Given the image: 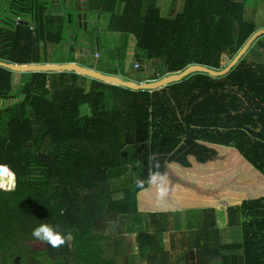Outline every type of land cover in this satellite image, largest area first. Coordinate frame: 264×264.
Segmentation results:
<instances>
[{
	"label": "trees",
	"instance_id": "obj_1",
	"mask_svg": "<svg viewBox=\"0 0 264 264\" xmlns=\"http://www.w3.org/2000/svg\"><path fill=\"white\" fill-rule=\"evenodd\" d=\"M161 1L0 0V61L52 64L66 33L77 40L68 8L81 27L103 17L101 32L134 37L136 69L151 74L134 83L221 71L264 28L244 0ZM13 74L0 67V186L15 182L0 189V264H264V35L226 76L151 91L92 78L86 89L62 71L23 73L17 92ZM40 224L64 244L34 239ZM170 231L181 255L165 247Z\"/></svg>",
	"mask_w": 264,
	"mask_h": 264
},
{
	"label": "rangeland",
	"instance_id": "obj_2",
	"mask_svg": "<svg viewBox=\"0 0 264 264\" xmlns=\"http://www.w3.org/2000/svg\"><path fill=\"white\" fill-rule=\"evenodd\" d=\"M47 1L52 2V0ZM244 2L249 10V16H254L256 24L261 25L264 19V0H244ZM161 4L163 9H166V1L162 0ZM53 9L55 11L59 10L57 3L53 6ZM63 9L65 10V7ZM68 9L74 15L73 28L76 31L77 40L74 46L71 47V33H66L63 45L53 46L50 50L47 58L49 62L52 64H60L61 62L74 61L76 64L87 69H99L100 73L103 74L116 73L125 81H137L151 75L148 69L137 71L138 68L134 64V53L137 52L134 37H126V42L124 43L123 37L120 34L101 32L100 30L105 22L103 17L88 16L84 26L81 27L76 17V12L72 8ZM163 14L166 15L164 10ZM26 80L27 77L22 72H14L12 78L14 89L18 92ZM89 80V77H87L85 82L80 83L81 85L85 83L84 87L87 89L90 83ZM9 103L10 101L5 102V104ZM107 103L108 107H111L110 95L107 97ZM81 111L83 115L89 114V108L87 106H83ZM0 171V174L9 173L4 167H0ZM108 231L111 233L120 231L118 223L111 225ZM128 241L132 243L131 250L133 252L136 251V240L134 237H129ZM41 247L34 246L36 249ZM36 262H39L37 264H54L51 259L43 262L40 257H36ZM119 264H127L126 259H120Z\"/></svg>",
	"mask_w": 264,
	"mask_h": 264
},
{
	"label": "water",
	"instance_id": "obj_3",
	"mask_svg": "<svg viewBox=\"0 0 264 264\" xmlns=\"http://www.w3.org/2000/svg\"><path fill=\"white\" fill-rule=\"evenodd\" d=\"M264 35V28L256 31L246 42L244 47L241 49V51L238 53V55L234 58V60L223 70L221 71H213L211 69H208L207 67L195 65L188 67L185 71L182 73L175 75V76H169L164 77L157 81H149L146 83H134L131 81H125L121 77L116 75H107L100 73L95 70L87 69L84 67H81L80 65L76 63H65V64H33V65H14V64H8L6 62L0 61V67L6 68L12 72H22V73H30V72H62V71H74L78 74H81L85 77H89L92 79H96L99 81H103L105 83H111L114 85H118L124 88H128L131 90L136 91H146V90H155L159 89L163 86L173 84L180 82L183 78L186 76L194 73V72H202L205 74H208L212 77H223L226 76L237 64L238 62L246 55L248 50L250 49L251 45L261 36ZM0 189H5L0 186ZM7 190V189H5Z\"/></svg>",
	"mask_w": 264,
	"mask_h": 264
},
{
	"label": "clouds",
	"instance_id": "obj_4",
	"mask_svg": "<svg viewBox=\"0 0 264 264\" xmlns=\"http://www.w3.org/2000/svg\"><path fill=\"white\" fill-rule=\"evenodd\" d=\"M32 237L38 241L47 242L50 246L56 247L64 244L67 239L57 228L49 224H40L33 228Z\"/></svg>",
	"mask_w": 264,
	"mask_h": 264
},
{
	"label": "crops",
	"instance_id": "obj_5",
	"mask_svg": "<svg viewBox=\"0 0 264 264\" xmlns=\"http://www.w3.org/2000/svg\"><path fill=\"white\" fill-rule=\"evenodd\" d=\"M126 42V41H125ZM124 42V43H125ZM66 63H76V62H74V61H66ZM62 64H64V63H62ZM92 70H95V69H92ZM95 71H98V72H100V70L99 69H96ZM107 74H109V73H107ZM168 220L170 221V222H172L173 221V217L172 216H169L168 215ZM181 225H182V228H183V226H184V223L183 222H181ZM151 232H153V229L151 230ZM182 231H180V232H176V231H170V232H167V233H165V235H164V244H165V247H166V249L169 251V250H172V249H175V251L178 253V254H182V253H184V247H183V242H182V240H183V236H182V233H181ZM134 237V239L136 240V237L135 236H133ZM136 242V241H135ZM137 245V244H136Z\"/></svg>",
	"mask_w": 264,
	"mask_h": 264
},
{
	"label": "built area",
	"instance_id": "obj_6",
	"mask_svg": "<svg viewBox=\"0 0 264 264\" xmlns=\"http://www.w3.org/2000/svg\"><path fill=\"white\" fill-rule=\"evenodd\" d=\"M17 22H19V19H18V21H17ZM136 67H138V65H136ZM14 186H15V182H14L13 186H12L11 188L7 189V190H11V189H13V188H14Z\"/></svg>",
	"mask_w": 264,
	"mask_h": 264
},
{
	"label": "flooded vegetation",
	"instance_id": "obj_7",
	"mask_svg": "<svg viewBox=\"0 0 264 264\" xmlns=\"http://www.w3.org/2000/svg\"><path fill=\"white\" fill-rule=\"evenodd\" d=\"M82 18H83V16L79 14V19L81 20Z\"/></svg>",
	"mask_w": 264,
	"mask_h": 264
}]
</instances>
